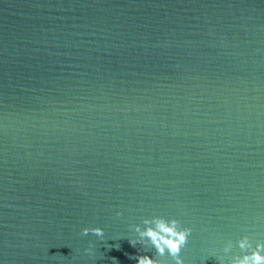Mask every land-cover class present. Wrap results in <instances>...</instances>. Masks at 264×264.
I'll return each instance as SVG.
<instances>
[{
    "label": "water",
    "instance_id": "obj_1",
    "mask_svg": "<svg viewBox=\"0 0 264 264\" xmlns=\"http://www.w3.org/2000/svg\"><path fill=\"white\" fill-rule=\"evenodd\" d=\"M154 216L264 241V0H0V264H175Z\"/></svg>",
    "mask_w": 264,
    "mask_h": 264
},
{
    "label": "clouds",
    "instance_id": "obj_2",
    "mask_svg": "<svg viewBox=\"0 0 264 264\" xmlns=\"http://www.w3.org/2000/svg\"><path fill=\"white\" fill-rule=\"evenodd\" d=\"M117 215H121V213L118 212ZM143 222L146 225L143 229L138 224L131 226L138 233L139 242L150 243L159 256H164L167 252L173 258L175 264H184L180 252L182 247L186 245L192 229L180 226V222L175 218L165 219L163 216H154L151 220L145 217ZM89 232L100 237H103L104 234V230L99 226L82 229L84 235ZM130 243L135 245L136 241L130 240ZM237 243L243 255L230 257L229 264H264V241H258L253 247L246 235ZM231 247L232 244L229 241L225 244L223 251L228 253ZM249 249L251 250L248 251ZM85 251H90V249ZM136 260L137 264H165L164 261L153 259L146 254L138 255Z\"/></svg>",
    "mask_w": 264,
    "mask_h": 264
}]
</instances>
